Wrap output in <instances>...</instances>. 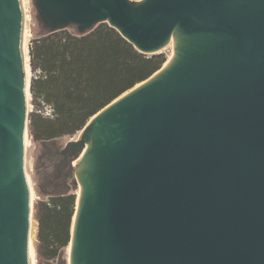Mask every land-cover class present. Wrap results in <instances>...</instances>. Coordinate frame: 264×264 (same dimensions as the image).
<instances>
[{"label": "water", "instance_id": "obj_1", "mask_svg": "<svg viewBox=\"0 0 264 264\" xmlns=\"http://www.w3.org/2000/svg\"><path fill=\"white\" fill-rule=\"evenodd\" d=\"M34 6L47 32L107 23L143 54L174 49L67 147L81 166L70 264H264V0ZM24 23L21 0H0V264H30Z\"/></svg>", "mask_w": 264, "mask_h": 264}, {"label": "trees", "instance_id": "obj_2", "mask_svg": "<svg viewBox=\"0 0 264 264\" xmlns=\"http://www.w3.org/2000/svg\"><path fill=\"white\" fill-rule=\"evenodd\" d=\"M38 23L42 29L44 24ZM29 55L34 74L29 102L35 110L29 114L28 131L40 144L82 131L96 114L167 63L162 53L139 52L107 23L85 34L75 27L46 31L32 41ZM47 106L53 109L51 117L44 115ZM48 196L34 205V251L53 261L70 246L76 195Z\"/></svg>", "mask_w": 264, "mask_h": 264}, {"label": "rangeland", "instance_id": "obj_3", "mask_svg": "<svg viewBox=\"0 0 264 264\" xmlns=\"http://www.w3.org/2000/svg\"><path fill=\"white\" fill-rule=\"evenodd\" d=\"M26 6L29 9L30 19L25 22V28L27 32V42L26 45L29 49L32 45V41L41 36L46 32L44 27H40L37 19V13L35 6L33 4V0H25ZM173 46H169L165 49H162L160 53L164 54L167 57V62L172 53H174ZM30 57V55H29ZM31 70V67H30ZM34 74L32 71L29 73V80L31 84V80L33 79ZM31 86V85H30ZM30 91V90H29ZM30 94V93H29ZM29 103V114L35 110L34 106ZM44 115L46 116V109L44 110ZM82 131L76 133L74 136L64 137L61 139H57L51 142H47L44 144L35 143L32 140V137L29 134L27 129L26 134L28 135V144L26 148V163H27V171L28 177L30 180V185L32 187L33 195H34V205L36 201L48 199L49 193H66V194H75L76 200L78 197V192L81 191L80 183L76 176V171L80 169L77 166V163H66L62 166H59L58 163L59 158L57 157L58 153L67 149L68 145L72 144L76 139L79 138V135ZM73 156H69V161L72 162ZM59 164V165H58ZM78 168V169H77ZM56 173L59 174L60 179L52 180L51 178ZM58 182V184H57ZM49 187V188H48ZM76 187V188H74ZM42 188V189H41ZM77 202V201H76ZM35 221V219H34ZM35 232H36V222H34ZM36 233L34 238V248L36 249ZM70 246L62 251L58 259L53 261H46L37 253V250L34 251V264H70Z\"/></svg>", "mask_w": 264, "mask_h": 264}, {"label": "bare ground", "instance_id": "obj_4", "mask_svg": "<svg viewBox=\"0 0 264 264\" xmlns=\"http://www.w3.org/2000/svg\"><path fill=\"white\" fill-rule=\"evenodd\" d=\"M27 42V32H26V28H25V23L23 24V29H22V36H21V55H22V59H23V64H24V72H25V76H26V98H27V102L30 99V80H29V73H30V57H29V49L26 45ZM171 47L172 45V40H170V42L168 43V45L166 47H164L163 49L167 48V47ZM173 53L171 54V56L169 57L168 62L165 64V66L169 63V61L172 58ZM164 66V67H165ZM163 67V68H164ZM162 68V69H163ZM161 71V70H160ZM159 71V72H160ZM159 72H157L155 75H153L152 78H150L149 80L138 84L137 86H135L133 89H131L130 91L124 93L123 95H121L119 98H117L111 105H114L115 103L119 102L120 100H122L123 98H125L126 96H128L129 94L133 93L134 91H136L137 89H139L140 87L144 86L145 84H147L149 81H151ZM28 105V110H29V103ZM29 112V111H28ZM94 119V118H93ZM27 132V130H26ZM24 135V145H25V149L27 148V144H28V135L26 134ZM81 159V158H80ZM79 160L76 161V163H78ZM27 182H28V186L30 189V203H31V207H32V216H31V221H30V233H29V263L30 264H34V238H35V226H34V219H33V207H34V195H33V191H32V187L30 185V180L29 177L27 175ZM80 192H78V197H77V202H76V214L73 218V225H72V235H74V224L76 221V216H77V208H78V204H79V199H80Z\"/></svg>", "mask_w": 264, "mask_h": 264}, {"label": "flooded vegetation", "instance_id": "obj_5", "mask_svg": "<svg viewBox=\"0 0 264 264\" xmlns=\"http://www.w3.org/2000/svg\"><path fill=\"white\" fill-rule=\"evenodd\" d=\"M74 151H76V149L74 147H70L69 149L58 153V155H57V157L59 158L58 163H60V165L59 164L58 165L62 166L63 164L65 165L66 163H72L69 161V156H73L72 154ZM58 179L61 180L59 174L56 175V173H55L53 175V177L51 178V181L52 180H58ZM57 184H58V182H57Z\"/></svg>", "mask_w": 264, "mask_h": 264}, {"label": "built area", "instance_id": "obj_6", "mask_svg": "<svg viewBox=\"0 0 264 264\" xmlns=\"http://www.w3.org/2000/svg\"><path fill=\"white\" fill-rule=\"evenodd\" d=\"M21 2H22V10H23V14H24V19H25V22H27L30 19L29 9L26 6L25 0H21ZM45 109H46V116L51 117L53 114V109L49 106L45 107Z\"/></svg>", "mask_w": 264, "mask_h": 264}]
</instances>
